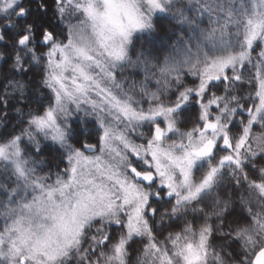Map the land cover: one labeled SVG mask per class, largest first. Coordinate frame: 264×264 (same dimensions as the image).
<instances>
[{
  "label": "snow or ice",
  "instance_id": "6c2138e0",
  "mask_svg": "<svg viewBox=\"0 0 264 264\" xmlns=\"http://www.w3.org/2000/svg\"><path fill=\"white\" fill-rule=\"evenodd\" d=\"M0 264H264V0H0Z\"/></svg>",
  "mask_w": 264,
  "mask_h": 264
},
{
  "label": "trees",
  "instance_id": "16d2710c",
  "mask_svg": "<svg viewBox=\"0 0 264 264\" xmlns=\"http://www.w3.org/2000/svg\"><path fill=\"white\" fill-rule=\"evenodd\" d=\"M256 130L258 131V128Z\"/></svg>",
  "mask_w": 264,
  "mask_h": 264
}]
</instances>
